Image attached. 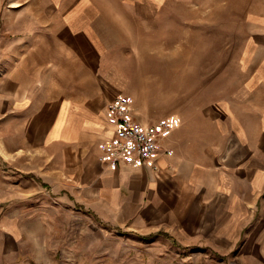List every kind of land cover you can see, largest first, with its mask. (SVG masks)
<instances>
[{"label":"crops","instance_id":"obj_1","mask_svg":"<svg viewBox=\"0 0 264 264\" xmlns=\"http://www.w3.org/2000/svg\"><path fill=\"white\" fill-rule=\"evenodd\" d=\"M128 1L139 14L155 10V0ZM28 6L9 8L0 35V123L19 122L22 135L0 137V264H54L43 204L68 200L116 230L264 248V10L244 15L236 88L208 106L203 128L171 122L152 170L101 155L116 128L115 96L128 95L134 117L147 119L121 88L122 73L105 67L110 45L96 0Z\"/></svg>","mask_w":264,"mask_h":264},{"label":"rangeland","instance_id":"obj_2","mask_svg":"<svg viewBox=\"0 0 264 264\" xmlns=\"http://www.w3.org/2000/svg\"><path fill=\"white\" fill-rule=\"evenodd\" d=\"M28 3L0 0V35L9 8ZM96 3L104 13L102 30L110 45L105 67L122 73L121 88L134 97L137 115L149 122L165 118L176 127L194 122L199 128L209 120L208 106L236 88L240 46L249 33L244 15L255 6L264 10V0H161L159 7L155 0V10L142 15L136 1ZM4 90L1 81L0 94ZM19 124L5 128L0 123V137L22 136ZM10 160L6 163L12 173ZM43 206V233L54 264H264V248L252 242L242 247L237 242L233 249L212 245L219 255L209 243L188 246L164 235L109 228L71 200Z\"/></svg>","mask_w":264,"mask_h":264},{"label":"built area","instance_id":"obj_3","mask_svg":"<svg viewBox=\"0 0 264 264\" xmlns=\"http://www.w3.org/2000/svg\"><path fill=\"white\" fill-rule=\"evenodd\" d=\"M109 108L115 113L117 122L114 134L100 143L103 160L111 164H142L155 169L162 138L170 131L171 122L165 118L155 122L136 119L132 99L126 94L115 96Z\"/></svg>","mask_w":264,"mask_h":264},{"label":"bare ground","instance_id":"obj_4","mask_svg":"<svg viewBox=\"0 0 264 264\" xmlns=\"http://www.w3.org/2000/svg\"><path fill=\"white\" fill-rule=\"evenodd\" d=\"M151 1V0H150ZM151 4V2H149Z\"/></svg>","mask_w":264,"mask_h":264}]
</instances>
